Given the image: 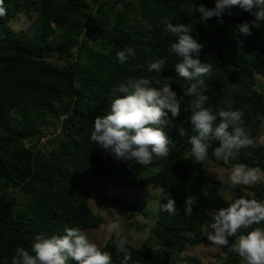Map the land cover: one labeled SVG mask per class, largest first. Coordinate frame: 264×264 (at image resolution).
Wrapping results in <instances>:
<instances>
[{
  "label": "trees",
  "instance_id": "1",
  "mask_svg": "<svg viewBox=\"0 0 264 264\" xmlns=\"http://www.w3.org/2000/svg\"><path fill=\"white\" fill-rule=\"evenodd\" d=\"M215 7V0H3L5 15L0 16V264H11L17 247L31 249L37 236L63 235L66 227L98 228L106 219L91 209L88 199L100 185L125 188L158 186V208L152 220L133 223L141 233L149 229L146 243L134 246L128 264H173L187 246L207 239L215 210L232 200L220 195L225 184L205 172V164H193L188 140L197 135L187 117L194 97L183 92L193 81L175 72L180 58L169 52L175 42L164 33L162 18L174 25L195 24L194 38L204 45L202 63L210 64L203 77L209 97L206 107L218 111L231 100L240 110L254 143L241 149L236 160L224 164L212 152L219 146L210 141L208 159L231 168L243 164L264 173V144L258 142L264 116V90L257 87V75L264 76V22L241 34L239 24L254 19L239 7L237 15L213 17L205 24L191 5ZM36 12L27 31L16 32L10 20L18 14ZM132 47L136 55L119 63L117 52ZM166 58L162 75L170 78L180 100V116L175 127H165L169 156L140 166L115 160L91 141L97 116L106 115L115 98L113 87L125 78H148L155 73L147 66ZM50 59L62 61L58 65ZM121 95V94H117ZM170 116V114H169ZM216 123H219L217 119ZM52 127V129H50ZM54 127V128H53ZM179 127L186 135H179ZM57 128L59 130L57 131ZM42 139H44L42 141ZM10 189V191H9ZM243 196L264 202V182L248 187ZM209 192L207 197L204 193ZM104 207L123 204L117 195L97 193ZM176 201L177 213L161 211L168 198ZM193 199V213L186 215L185 199ZM147 200H142L145 204ZM131 206L139 207V204ZM128 207H126V210ZM211 210V212L209 211ZM145 213V212H143ZM207 213V214H206ZM130 214H133L131 212ZM264 228V222L241 229ZM114 235L98 246L111 254L112 264H121L112 245ZM220 247L221 264H241L238 254ZM68 264H75L69 260Z\"/></svg>",
  "mask_w": 264,
  "mask_h": 264
},
{
  "label": "clouds",
  "instance_id": "2",
  "mask_svg": "<svg viewBox=\"0 0 264 264\" xmlns=\"http://www.w3.org/2000/svg\"><path fill=\"white\" fill-rule=\"evenodd\" d=\"M239 7L249 13L254 19L245 21L237 27L241 34H250L251 27H260L264 22V0H215V7L208 8L204 4L191 5L190 10L200 14L199 19L207 23L210 18H217V22L224 23L223 16L237 15L231 11ZM5 15L3 0H0V16ZM164 25V33L172 34L176 39L171 43L169 52L179 57L175 64V72L179 77L193 81L184 90L183 95L194 97L190 102V121L193 135L188 140L191 145L190 154L193 164H203L208 159L210 141H217L212 155L224 164L236 160L241 149L252 146L254 141L243 127V115L240 110H233L231 100L225 99L226 108L214 111L205 105L209 97L204 94L206 85L203 77L210 70L211 65L202 63L199 56L204 45L192 35L195 24L179 23L174 25L167 18L160 21ZM119 63L123 64L130 56L136 55L132 47H126L117 52ZM166 66V58L150 62L147 70L155 73L154 83L148 78H125L124 82L116 84L112 89L115 97L106 115L97 116L91 141L98 144L106 154L115 160L128 162L129 167L134 164L140 166L152 165L155 159L169 156L171 143L165 133V127H175L173 121L181 113L180 100L173 90L170 78L162 75ZM121 94V95H117ZM170 114V116H169ZM219 119V123H216ZM264 128V116H257ZM179 135L185 136L183 127H179ZM264 144V136L258 138ZM261 174L256 169L247 168L243 164L235 165L230 173L231 185L249 186L258 183ZM183 210L186 215L193 213V199L187 197ZM161 211L169 215L177 213L176 201L171 197L161 205ZM207 214V213H206ZM212 215L210 231L207 240L211 246H228L230 237H235L230 251L238 254L241 264H264V228H253L246 234H239L241 229H249L252 225L264 222V202L247 199L243 196L234 199L227 207L215 210ZM106 231L111 237L112 245L118 255H122L121 264H128L131 252L127 247L128 241L121 235L119 222H109ZM145 229V238L149 234ZM69 260L75 264H112L111 254L101 251L90 242L87 235L79 227H66L63 235L45 237L37 236L31 249L17 247L11 258V264H68Z\"/></svg>",
  "mask_w": 264,
  "mask_h": 264
},
{
  "label": "rangeland",
  "instance_id": "3",
  "mask_svg": "<svg viewBox=\"0 0 264 264\" xmlns=\"http://www.w3.org/2000/svg\"><path fill=\"white\" fill-rule=\"evenodd\" d=\"M37 18V14L31 11L28 14H18L13 19L10 20L11 27L16 32L27 31L32 26ZM52 63L62 64V61L56 59H50ZM257 87L264 90V76L257 75ZM54 128V127H53ZM52 129V127L50 128ZM59 128H57V131ZM264 136V128L258 134ZM44 139H42L43 141ZM233 165L231 168H223L218 166L213 160L207 159L205 164V172L207 175L218 178L223 181L225 188L220 192V195L227 199L232 200L237 195L247 196L249 193L248 187L236 186L235 188L231 185L229 176L231 173ZM256 169L258 173L261 174V179L259 182H264V173L257 167H248ZM160 188L158 186H148L145 188H125L120 185L106 184L100 185L98 191L94 192L88 199V203L97 215L103 216L106 221L101 224L98 228H87L83 232L87 235L90 242L95 243L97 246H101L105 243L109 234L106 231V225L109 222H119L120 232L123 237L127 239L129 243L134 246H139L146 243L148 238L139 231H136L133 227V223L145 224L152 220L153 213L158 208V194ZM97 193H107L108 195H117L123 201L126 202V206L123 204H111L108 207H104L103 203L97 197ZM207 197L210 196L209 192L204 193ZM142 200H147L145 204H141ZM139 204L137 206H131V203ZM126 207L128 209L126 210ZM211 212V210H209ZM133 212V214H130ZM145 212V213H143ZM211 214V213H210ZM224 255L220 251V247L211 246L210 242L205 239L199 244L193 246H187V248L178 254L173 264H221V260Z\"/></svg>",
  "mask_w": 264,
  "mask_h": 264
},
{
  "label": "water",
  "instance_id": "4",
  "mask_svg": "<svg viewBox=\"0 0 264 264\" xmlns=\"http://www.w3.org/2000/svg\"><path fill=\"white\" fill-rule=\"evenodd\" d=\"M9 191H10V189H9Z\"/></svg>",
  "mask_w": 264,
  "mask_h": 264
}]
</instances>
